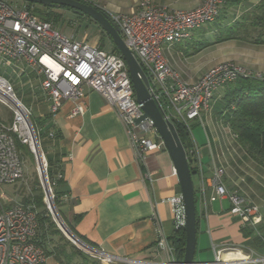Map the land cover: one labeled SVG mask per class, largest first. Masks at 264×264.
Masks as SVG:
<instances>
[{
    "label": "crops",
    "instance_id": "1",
    "mask_svg": "<svg viewBox=\"0 0 264 264\" xmlns=\"http://www.w3.org/2000/svg\"><path fill=\"white\" fill-rule=\"evenodd\" d=\"M83 1L108 14H132L141 0ZM150 1L167 10H191L203 2ZM260 1L225 0L215 23L193 31L184 42L166 45L164 57L179 79L194 83L207 70L227 61L251 74L264 75V44L252 42L258 29L250 20L240 24L239 38L217 41ZM202 42L212 48L197 50ZM222 98L223 88H219L208 108L192 122L198 125L195 134L191 132L192 143L198 149L204 176L210 177L214 167L222 168L226 190L255 204L261 222L255 228L246 227L228 213L227 200L205 206L197 195L194 259L201 264L215 260L213 246L264 256V168L249 158L228 125L218 118L224 111ZM43 100L36 119L48 117L43 130H49L39 137V144L52 172L60 171L63 176L55 189L60 215L87 243L107 255L170 261L156 248V242L164 237L169 244L175 232L170 199L181 196V189L166 150L151 151L145 164H139L117 115L96 92H86L84 111L78 116H71L74 104L70 100L50 116L49 101Z\"/></svg>",
    "mask_w": 264,
    "mask_h": 264
},
{
    "label": "built area",
    "instance_id": "2",
    "mask_svg": "<svg viewBox=\"0 0 264 264\" xmlns=\"http://www.w3.org/2000/svg\"><path fill=\"white\" fill-rule=\"evenodd\" d=\"M224 3L225 0H203L191 10H167L150 0H141L132 14H107L148 78L150 96L164 118L182 123L186 128L191 142L187 159L196 170L193 177L197 185L193 186L202 203L206 206L209 202L227 200L228 213L244 226L255 228L261 222L259 208L239 194L226 190L223 169L214 167L210 177L204 176L198 149L192 143L190 123L200 118L215 92L225 84L239 77L264 78V75L251 74L227 61L210 68L190 84L179 79L163 53L166 45L184 42L190 39L193 31L215 23ZM0 62L6 66L22 65L21 71L25 65L29 67L49 101L50 116H55L67 100L74 104L71 116L81 115L86 92L99 94L117 115L139 164H145L151 151L165 149L151 119L137 122L143 115L142 106L136 102L122 57L85 40L66 36L52 23L40 19L32 7L19 8L0 0ZM0 102L11 113L9 123L0 119V186L16 184L24 177V155L16 147L18 142L28 149L36 162L43 202L52 212V204L55 206L53 189L63 176L58 173L49 178L48 163L41 151L31 111L17 97L14 85L1 75ZM170 203L175 229L184 227L182 197H174ZM37 228L33 206L18 202L3 208L0 202V264H50L44 246L36 239ZM76 246L101 264H171L174 260L173 248L164 237H159L156 248L171 258L165 263L119 258L88 244ZM212 249L215 260L204 264H264V256L251 250L240 251L245 260L224 262L222 254L236 251V248L213 246Z\"/></svg>",
    "mask_w": 264,
    "mask_h": 264
},
{
    "label": "trees",
    "instance_id": "3",
    "mask_svg": "<svg viewBox=\"0 0 264 264\" xmlns=\"http://www.w3.org/2000/svg\"><path fill=\"white\" fill-rule=\"evenodd\" d=\"M83 1V0H82ZM85 2V1H83ZM88 3V2H86ZM24 6L26 8H33V12L42 20L47 22L58 23L61 19V14H59L58 9L47 8L35 4L25 3ZM38 7V8H37ZM59 9L69 10L65 7H60ZM98 10H101L97 7ZM42 10L43 17L40 16L38 12ZM38 11V12H37ZM79 18H83L86 16H78ZM88 18V17H86ZM91 20L90 18H88ZM250 20V24L258 29L257 35L254 39H252L253 43L264 44V0H261L260 3L247 15H245L240 21L237 22L232 28H229L223 37H219L217 41H223L228 39L239 38L237 29L240 27V24L243 22ZM92 21V20H91ZM95 25H97L94 21H92ZM53 25V24H52ZM100 30V28L97 26ZM102 35V41L98 44L100 49H104L105 41H109L110 50L109 52L119 54L117 48L111 41V39L100 30ZM210 45L208 42H202L198 45L197 50L202 49L206 46ZM223 103H224V111L219 113L217 116L224 123H226L230 129L231 134L235 137L237 142L242 146L250 159H252L255 163L259 164L264 168V78H257L254 76L249 77H239L232 82L225 84L223 87ZM48 118V117H47ZM47 118L44 119H34V127L39 132V137L42 136L43 133L47 132L49 128L44 129V125L47 122ZM177 134L180 138L185 151L187 152L191 142L186 131V128L182 123L173 121ZM54 136V133H50ZM16 147L18 150L23 152H28V149L16 142ZM32 157V156H31ZM189 159V158H188ZM48 163V176L49 178H53L56 174L60 173V171L55 174L52 172L50 168V164ZM190 172L192 177L195 175V168L189 164ZM60 180L57 182V184ZM56 184V186H57ZM56 186L53 189L54 195V204L57 208L58 213V197L56 194ZM40 189V188H39ZM41 191V189H40ZM195 191V202H197V194ZM20 203L24 205L33 206L36 211V219H37V241L44 246L48 257H51L57 264H71L74 257L82 256L85 260L84 254L82 251L78 249L73 251V246L68 248L65 245L57 244L52 248H49L50 240L48 237H60V239L64 238L62 233L57 229L56 224L51 220L50 214L46 208V205L43 202V194L40 192L39 196L34 197L33 199L23 198ZM61 216V215H60ZM67 228L80 240L87 243L81 236H79L71 224L66 222L64 218L61 216ZM75 220L78 217L74 218ZM169 245L173 248V251L176 256H180L182 259L184 246H185V232L184 227L175 229L173 235L169 238ZM48 243V245H47ZM69 244V242H68ZM91 246V245H90ZM73 248V249H72ZM86 264V263H82Z\"/></svg>",
    "mask_w": 264,
    "mask_h": 264
},
{
    "label": "water",
    "instance_id": "4",
    "mask_svg": "<svg viewBox=\"0 0 264 264\" xmlns=\"http://www.w3.org/2000/svg\"><path fill=\"white\" fill-rule=\"evenodd\" d=\"M23 3L35 4L47 8L59 9L65 7L70 9L77 16H86L94 21L97 26L103 31L113 42L117 48L119 55L124 60L128 74L131 80L132 88L134 91L135 99L138 104H141L143 111L142 117L137 122L146 118L151 119L159 137L161 138L164 148L168 153L177 175L181 197L184 207V232H185V246L182 259L180 256L171 262V264H201L194 259L195 246H196V224L197 212L195 202V191L193 186L192 174L189 168L187 154L180 138L177 134L175 126L172 122L166 120L162 112L157 107V104L150 96L148 91L149 81L145 73L139 66L137 60L131 51L125 46L118 27L110 20L109 15L103 10H98L96 6L90 3L83 2L82 0H19ZM51 209L56 211L58 218L61 220L64 228L70 235L68 239L75 245V242L81 245H87L85 242L75 236L65 225L60 214L52 204ZM52 214L51 211H49ZM58 227V226H57ZM60 230V228L58 227ZM61 231V230H60ZM62 232V231H61ZM63 233V232H62ZM64 235V233H63ZM65 236V235H64ZM66 237V236H65Z\"/></svg>",
    "mask_w": 264,
    "mask_h": 264
},
{
    "label": "rangeland",
    "instance_id": "5",
    "mask_svg": "<svg viewBox=\"0 0 264 264\" xmlns=\"http://www.w3.org/2000/svg\"><path fill=\"white\" fill-rule=\"evenodd\" d=\"M10 5L16 6L21 8L24 6L25 3L19 0H6ZM38 8V7H37ZM58 9L59 14H61V19L58 21V23L52 22L53 26L59 30L61 33L65 34L68 37H73L77 40H87L90 45H98L102 41V35L100 33V30L97 28V25H95L91 20H89L86 17L79 18L76 14H74L72 11L65 10V9ZM38 12V11H37ZM43 11L40 10L38 12L41 17H43ZM211 45H208L202 49H209L212 47H209ZM104 50L109 51L110 49V43L109 41H105L104 44ZM22 65H16L13 64L11 66H6L4 62H0V75L6 78L8 81H10L15 88V92L19 100L25 104L31 111L32 116V122L34 123V117L36 118L39 114L40 105L44 104L43 102L44 98H46L43 94V92L40 89V82L37 78V76L34 73H31L32 71L29 69L28 66H24V70L21 71L20 69ZM43 96V98H42ZM41 100V102H40ZM0 119L6 123H9L11 120V113L7 109L6 106H4L0 102ZM196 128H198V125H193L190 123V130L193 134H195ZM23 154V152H22ZM24 177L21 181L17 182L16 184L11 185H1L0 186V202L3 208H8L18 202H20L23 198L33 199L36 196L40 195V185H39V179H38V173L36 171V162L31 155H29L27 152L24 154ZM193 184L197 185L196 178L193 177ZM49 212V211H48ZM50 214V213H49ZM51 220L56 224L57 223L53 220L52 215L50 214ZM61 228V227H60ZM58 229V227H57ZM64 233L62 239L60 237H48L50 240L49 248H52L53 246H56L57 244L65 245L67 248L70 245L73 246V251L77 250V243L76 245L71 243L68 239L69 237L65 233L64 228H61ZM68 238V239H67ZM69 242V244H68ZM48 245V243H47ZM69 246V247H70ZM83 259L82 256L80 257H74L71 264H101L98 259L92 258L85 253ZM50 264H57L51 257H49ZM114 264H122V263H114Z\"/></svg>",
    "mask_w": 264,
    "mask_h": 264
},
{
    "label": "bare ground",
    "instance_id": "6",
    "mask_svg": "<svg viewBox=\"0 0 264 264\" xmlns=\"http://www.w3.org/2000/svg\"><path fill=\"white\" fill-rule=\"evenodd\" d=\"M52 217H53V220L57 223V226L60 228H64L61 220L58 218L57 214H56V211L53 209L52 210ZM60 228L61 231H63L62 229ZM65 230V233L67 234V236L69 237L70 239V235L68 234V232L66 231V229L64 228ZM77 245L79 246V243L76 242ZM222 258L224 260V262H229L231 260H237V261H240V260H245L246 257L244 256L243 253L239 252V251H233V252H224L222 254Z\"/></svg>",
    "mask_w": 264,
    "mask_h": 264
}]
</instances>
